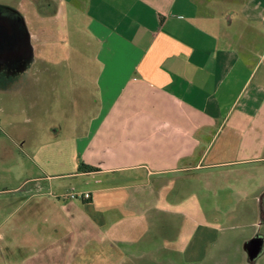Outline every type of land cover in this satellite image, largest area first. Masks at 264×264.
Returning a JSON list of instances; mask_svg holds the SVG:
<instances>
[{
	"label": "crops",
	"instance_id": "obj_1",
	"mask_svg": "<svg viewBox=\"0 0 264 264\" xmlns=\"http://www.w3.org/2000/svg\"><path fill=\"white\" fill-rule=\"evenodd\" d=\"M65 15L83 20L84 54L73 55L68 35L54 32V21ZM45 16L51 34L42 39L39 29L30 32L28 59L44 64L45 78L61 87L62 98L45 115L82 162L56 176L91 195L39 200L63 213L46 221L67 241L45 249L48 264L85 254L100 233L109 241L125 238L117 225L129 224L126 208L143 199H121L118 192L143 178L164 184L190 173L208 189L233 178L238 203L253 216L235 264H264V0H59ZM17 22L18 34L7 36L12 46L0 54L25 58ZM44 188L39 183L32 191ZM102 192L114 196L104 200ZM205 222L183 255L214 243ZM87 251L100 259L101 249Z\"/></svg>",
	"mask_w": 264,
	"mask_h": 264
},
{
	"label": "rangeland",
	"instance_id": "obj_2",
	"mask_svg": "<svg viewBox=\"0 0 264 264\" xmlns=\"http://www.w3.org/2000/svg\"><path fill=\"white\" fill-rule=\"evenodd\" d=\"M58 2L0 0V22L17 23L19 18L22 39L26 42L22 47L25 58L0 54V238L3 237L0 257L5 256L0 264H20L18 257L25 259L21 264H48L45 249L67 246L59 226L53 230L51 221H46V217L61 218L63 213L60 210L52 213L54 208L39 200H64L65 194L76 188H72V179L62 180L56 175L75 172L82 162L75 156L72 143L60 142L58 128L50 126L45 115V107L62 98L61 87L45 78L44 64L31 63L27 51L30 32L34 34L39 29L42 39L50 36V28L45 30V15L51 14ZM54 23L59 39L68 35L73 55L82 54L79 43L83 38L79 30L84 26L83 20L65 15L63 22L60 17ZM85 53L89 55L92 50ZM61 150L67 151L66 155L59 154ZM168 179L161 184L155 178L148 181L143 178L136 185L133 183L135 186L118 192L116 195L121 199L137 194L143 199L138 207L126 208L129 216L133 215L131 222L117 225L119 232H125V238L119 235L118 240L109 241L100 233L97 244L86 245V253L75 256L74 260L67 256L65 264H186L188 259L192 264L241 261L242 237L253 229L249 225L253 216L246 215L247 206L238 203L231 183L233 178L222 185L216 182L209 189L197 173L173 175ZM35 182L43 184L44 191L34 193ZM51 184L53 188L49 187ZM65 187H68L66 193ZM98 196L108 200L114 195L102 192ZM202 221L211 227L214 243L202 244L195 254L183 255ZM222 241L228 242L222 244ZM96 247L101 249L100 259L87 251Z\"/></svg>",
	"mask_w": 264,
	"mask_h": 264
},
{
	"label": "flooded vegetation",
	"instance_id": "obj_3",
	"mask_svg": "<svg viewBox=\"0 0 264 264\" xmlns=\"http://www.w3.org/2000/svg\"><path fill=\"white\" fill-rule=\"evenodd\" d=\"M2 16H0V19H1ZM2 27L6 28V30L3 32L1 31ZM18 22L15 23V22H12V23H5V22H0V33L2 32L4 34L3 38H2V34L0 36V50L1 51H4V50H7L9 47L12 46V39H10V41L8 40L7 36L9 37V35L11 36L13 33L15 34H18ZM6 31H8V35H5ZM13 34V35H14ZM15 38V37H14Z\"/></svg>",
	"mask_w": 264,
	"mask_h": 264
},
{
	"label": "built area",
	"instance_id": "obj_4",
	"mask_svg": "<svg viewBox=\"0 0 264 264\" xmlns=\"http://www.w3.org/2000/svg\"><path fill=\"white\" fill-rule=\"evenodd\" d=\"M64 198L70 200H89L91 198V195L89 192H77L72 189L71 192L65 194Z\"/></svg>",
	"mask_w": 264,
	"mask_h": 264
}]
</instances>
